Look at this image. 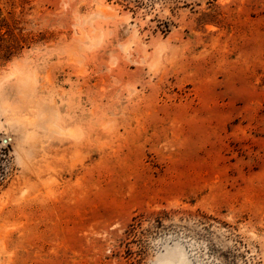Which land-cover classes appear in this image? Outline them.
I'll list each match as a JSON object with an SVG mask.
<instances>
[{
	"label": "rangeland",
	"instance_id": "1",
	"mask_svg": "<svg viewBox=\"0 0 264 264\" xmlns=\"http://www.w3.org/2000/svg\"><path fill=\"white\" fill-rule=\"evenodd\" d=\"M0 264H264V0H0Z\"/></svg>",
	"mask_w": 264,
	"mask_h": 264
},
{
	"label": "bare ground",
	"instance_id": "2",
	"mask_svg": "<svg viewBox=\"0 0 264 264\" xmlns=\"http://www.w3.org/2000/svg\"><path fill=\"white\" fill-rule=\"evenodd\" d=\"M104 11V10H103ZM110 13V12H109ZM93 44V43H92ZM96 44V43H95ZM98 44V43H97Z\"/></svg>",
	"mask_w": 264,
	"mask_h": 264
}]
</instances>
